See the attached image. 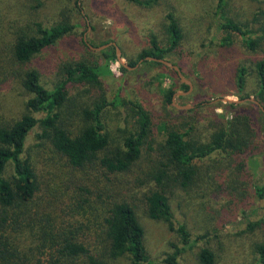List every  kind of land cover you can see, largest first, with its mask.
Listing matches in <instances>:
<instances>
[{
	"label": "rangeland",
	"instance_id": "1",
	"mask_svg": "<svg viewBox=\"0 0 264 264\" xmlns=\"http://www.w3.org/2000/svg\"><path fill=\"white\" fill-rule=\"evenodd\" d=\"M218 5L219 0H157L149 8L126 0H0V125L18 119L25 112L29 95L22 86L24 71L36 69L42 83L52 88L66 78L67 65L80 62L103 65L102 87L70 83L68 100L59 110L61 128L78 134L89 124L83 110L103 97L109 102L114 99L125 102L109 107L103 116L110 154L122 149L125 138L135 130L134 113L127 107L128 101L141 104L151 116V133L134 172L125 182L113 183L121 185L115 190L121 197L138 206L137 216L145 229V246L153 264H168L165 260L181 245L167 224L148 217L144 203L146 195L156 189L151 176L162 168V163H168L163 149L167 131L188 132L190 138L207 143L218 121L223 120L221 115L230 113L224 105L228 103L218 99L238 101L246 95L256 99V64L264 60V46L249 51L235 36V44L224 47L220 41L226 34L219 31V24L230 19L258 36L259 22L264 18L260 16V21H255V17L264 10V3L227 0L222 12L218 11ZM169 15L178 20L184 37L167 61L181 66L185 79L192 82L193 90L187 95L182 94L184 82L176 71L150 65L151 61L141 63L139 59L144 50L152 48L154 38L161 47L168 45ZM66 22L76 25L73 33L27 65L15 61L16 39L39 36V26ZM106 45L110 46L100 49ZM103 51L113 56L106 60ZM122 62L128 66L137 63L138 67L125 68ZM121 66L126 72L121 71ZM243 66L250 75L245 91L240 93L236 74ZM170 88L178 96H174L171 106H166L164 93ZM251 103L237 105H242L243 112H256L257 122L263 123ZM42 132L38 127L27 142V157L38 174L40 192L33 203L12 216L9 222L12 225L6 233L5 223L2 224L0 264H48L53 248L65 236L86 232L98 237L102 232L109 200L97 190L100 187L92 179L86 181L91 192L79 195V180L90 173L71 169L47 139L38 138ZM262 148L264 143H259V150ZM240 165L242 171L238 169ZM196 168L198 175L190 186L183 187L172 175L175 181L166 182L164 187L176 221L187 227L195 241L194 247L180 254L179 264H200L202 248L215 254L216 264H258L256 248L264 244V201L252 194L251 186L264 183V157L233 156L226 161H207ZM5 176H12L11 167ZM129 182L132 183L127 185ZM107 185L109 182L100 178V186ZM252 224L256 225L251 228ZM87 239L91 242L90 237ZM109 264L131 262L122 257L110 259Z\"/></svg>",
	"mask_w": 264,
	"mask_h": 264
},
{
	"label": "trees",
	"instance_id": "2",
	"mask_svg": "<svg viewBox=\"0 0 264 264\" xmlns=\"http://www.w3.org/2000/svg\"><path fill=\"white\" fill-rule=\"evenodd\" d=\"M126 1L148 8L157 2V0ZM259 1L264 3V0ZM226 5L227 0H219L218 11L222 12ZM260 16L264 18V10L255 17V21H260ZM259 23L260 33L255 36L252 29L233 20L221 22L219 31L225 32L226 36L220 41V45L232 46L235 44V36H238L249 51H257L264 46V21ZM75 29L76 25L66 22L51 27L39 26V36H20L13 45L15 61L21 65L31 63ZM167 30L168 45L163 48L155 38L152 39V48L144 50L139 57L140 60L148 57L167 60L168 55L180 47L184 35L173 15H169ZM101 54L106 60L113 56L108 51ZM149 64L167 68L158 62ZM136 65L137 63L130 64L131 67ZM101 67L103 65L90 66L84 62L67 65L64 69L66 78L52 88L42 83L41 75L36 69L24 71L22 86L29 95L25 102V112L18 119L0 125V228L5 223V233L12 225L9 223L12 216L23 206L33 203L40 192L38 174L27 157L28 138L38 127L43 130L38 134V138L47 139L54 152L61 155L71 169L90 173L88 177L79 180L80 186L77 185L79 195L91 192L86 181L92 179V183L96 180L100 187L97 190L109 200L101 234L95 237L84 232L73 234L71 237L65 236L53 248L48 264H109L110 259L122 257H128L131 264H153L145 246V229L137 216L138 206L115 191L116 187L121 186L116 183H123L129 179V175L134 172L142 157L143 146L152 129L149 113L133 100L126 103L134 113L136 127L134 132L125 138L123 148L110 154L109 137L103 116L109 107L124 105L125 102L119 99L109 102L103 97L93 107L84 109L83 117L89 124L78 134L73 135L59 126V110L68 100L70 83L101 89L103 79ZM105 68L114 75L107 66ZM179 68L185 74L184 69L181 66ZM120 69L126 72L124 67L121 66ZM256 74L258 79L256 99L264 106V60L256 64ZM249 75V70L245 66L238 68L236 84L240 93L245 91ZM181 88L184 92L190 89L184 83L181 84ZM175 94L174 89L165 90L166 106L172 105ZM248 98L250 96L246 95L240 96L239 99ZM224 105L230 113L221 115L223 120L218 121L219 124L214 128L207 143L190 138L188 132L168 130L162 126V129L168 130L163 145L168 163H162V168L151 176L156 189L146 195L144 203L150 219L167 224L179 237L181 245L176 246V253L165 260L168 264H179L180 254L195 244L187 227L176 221L170 199L165 193V183L175 181L172 175L181 181L183 187H187L193 184L198 175L196 168L198 164L211 160L226 161L233 156H249L251 159L264 157L263 148L259 150V143H264V113L251 103L261 116L263 123H259L256 120V112H243L240 110L242 105L230 103ZM40 115L44 116L40 118ZM241 166H238L239 170L242 169ZM9 167L12 168L10 178L5 176ZM100 178L106 179L110 185L101 187ZM251 192L258 200L264 201V183L252 184ZM86 203L89 204L88 201ZM243 214L247 215V211ZM254 225L256 224H252L251 228ZM88 237L91 238V242L88 241ZM256 255L258 264H264V244H258ZM199 261L200 264H216V256L209 248H202L199 252Z\"/></svg>",
	"mask_w": 264,
	"mask_h": 264
},
{
	"label": "water",
	"instance_id": "3",
	"mask_svg": "<svg viewBox=\"0 0 264 264\" xmlns=\"http://www.w3.org/2000/svg\"><path fill=\"white\" fill-rule=\"evenodd\" d=\"M109 46H110V45H106V46H104V47H102V48H100V49H106V48H108ZM117 52H118L119 59L121 60V57H120V50L117 49ZM144 61L158 62V63H161V64H163V65H165V66H167V67L173 69L174 71H176L177 74H178V76L181 78V80H182L186 85H188L189 88H190L188 92H184V93H182V94L187 95V94L191 93V91L193 90V84H192V82L189 81V80H187V79H185V77L183 76V74H182V72L180 71V68H179L178 66H175L174 64H172L171 62H169V61H167V60L158 59V58H153V57L145 58V59L141 60V63L144 62ZM122 65H123L125 68H129V69H135V68L138 67V65H137L136 67H130V66L124 64L123 62H122ZM175 96H178V94H176ZM217 101H224V102H226V103H230V104H242V103H246V102H252V103H254L255 105H257V106L260 108V110L264 113V106H263L258 100H256L255 98H248V99L238 100V101H234V100H231V99L226 98V99H218ZM177 107H179V108H181V109L186 108V107H180V106H177Z\"/></svg>",
	"mask_w": 264,
	"mask_h": 264
}]
</instances>
